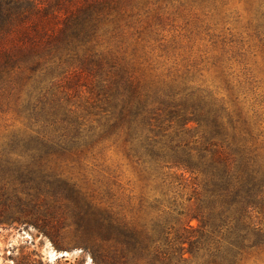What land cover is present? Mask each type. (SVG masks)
Instances as JSON below:
<instances>
[{"label": "rangeland", "instance_id": "1", "mask_svg": "<svg viewBox=\"0 0 264 264\" xmlns=\"http://www.w3.org/2000/svg\"><path fill=\"white\" fill-rule=\"evenodd\" d=\"M104 26L99 49L114 52L144 93L191 95L180 102L190 109L201 96L207 108L216 100L264 168V0H132ZM104 76L94 71L61 86L86 130V142L67 150L41 145L18 103H0V264H105L94 251L113 244L94 234L95 213L119 219L123 239L161 234L172 259L160 264H184L170 242L199 237L202 197L193 179L145 171L129 157L125 137L95 129L103 119L93 98L102 97ZM189 127L199 131L197 122ZM197 246L195 257L185 255L191 264H222L215 244ZM224 264H264V245Z\"/></svg>", "mask_w": 264, "mask_h": 264}, {"label": "trees", "instance_id": "2", "mask_svg": "<svg viewBox=\"0 0 264 264\" xmlns=\"http://www.w3.org/2000/svg\"><path fill=\"white\" fill-rule=\"evenodd\" d=\"M130 1L0 0V103H18L41 145L67 150L85 141L86 130L60 88L70 77L105 73L98 91L102 97L93 98L103 119L95 129L102 137H125L129 157L145 171L165 176L164 170L179 171L184 183L193 179L202 197L195 214L199 237L169 241L177 249V262L191 264L186 253L195 257L204 239L215 244L222 264L238 262L247 249L264 245V168L252 162L230 118L228 127L222 104L212 100L207 108L201 96L190 109L180 102L190 101L191 95L178 100L144 93L114 52L99 49L104 25L115 21ZM191 122L198 123L199 131L189 127ZM93 216L96 237L113 244L106 253L96 248L95 260L160 264L172 259L163 251L161 234L154 239L137 232L123 239L119 219Z\"/></svg>", "mask_w": 264, "mask_h": 264}]
</instances>
